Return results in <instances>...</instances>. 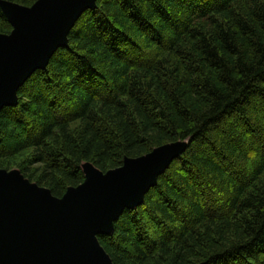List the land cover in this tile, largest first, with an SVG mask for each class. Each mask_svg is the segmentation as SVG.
I'll return each mask as SVG.
<instances>
[{"label": "trees", "instance_id": "1", "mask_svg": "<svg viewBox=\"0 0 264 264\" xmlns=\"http://www.w3.org/2000/svg\"><path fill=\"white\" fill-rule=\"evenodd\" d=\"M178 143L98 236L113 264H264V0H98L0 113V170L58 199L85 163L107 174Z\"/></svg>", "mask_w": 264, "mask_h": 264}, {"label": "water", "instance_id": "2", "mask_svg": "<svg viewBox=\"0 0 264 264\" xmlns=\"http://www.w3.org/2000/svg\"><path fill=\"white\" fill-rule=\"evenodd\" d=\"M97 1L39 0L32 8L0 1L14 28L0 35V113L16 106L19 89L68 47L69 32ZM187 145L128 159L107 174L85 163V183L62 199L19 170L0 171V264H113L98 236L111 235L122 213L144 202Z\"/></svg>", "mask_w": 264, "mask_h": 264}, {"label": "rangeland", "instance_id": "3", "mask_svg": "<svg viewBox=\"0 0 264 264\" xmlns=\"http://www.w3.org/2000/svg\"><path fill=\"white\" fill-rule=\"evenodd\" d=\"M14 170H19L18 168H15V169H13L12 171H14ZM0 171H6V170H0ZM12 171H10V172H12ZM20 171V170H19ZM7 172H9V171H7Z\"/></svg>", "mask_w": 264, "mask_h": 264}, {"label": "bare ground", "instance_id": "4", "mask_svg": "<svg viewBox=\"0 0 264 264\" xmlns=\"http://www.w3.org/2000/svg\"><path fill=\"white\" fill-rule=\"evenodd\" d=\"M171 153H175L173 150H171ZM86 168H89L88 166H86Z\"/></svg>", "mask_w": 264, "mask_h": 264}]
</instances>
